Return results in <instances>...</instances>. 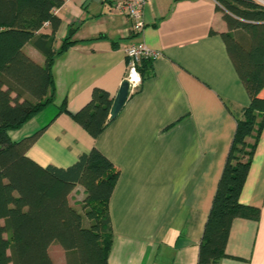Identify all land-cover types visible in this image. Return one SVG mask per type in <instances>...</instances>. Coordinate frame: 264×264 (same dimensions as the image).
<instances>
[{
	"label": "crops",
	"instance_id": "crops-1",
	"mask_svg": "<svg viewBox=\"0 0 264 264\" xmlns=\"http://www.w3.org/2000/svg\"><path fill=\"white\" fill-rule=\"evenodd\" d=\"M58 52L72 27L74 40L54 67L56 99L20 130L27 138L60 114L28 156L43 167L68 168L96 148L121 174L110 200L113 245L109 264H198L200 243L223 174L242 109L250 97L222 37L229 33L216 0H149L144 29L127 38L130 23L113 14L106 0H63ZM52 33L46 24L37 37ZM143 42L161 57L150 62L141 89L94 139L72 117L94 89L114 99L127 72L126 50ZM26 54L46 63L33 43ZM87 194L77 186L69 197L78 211ZM244 205L261 208L258 222L236 219L222 264H264V130L241 194ZM54 264L67 253L54 242Z\"/></svg>",
	"mask_w": 264,
	"mask_h": 264
},
{
	"label": "trees",
	"instance_id": "trees-1",
	"mask_svg": "<svg viewBox=\"0 0 264 264\" xmlns=\"http://www.w3.org/2000/svg\"><path fill=\"white\" fill-rule=\"evenodd\" d=\"M216 1L229 27L222 37L250 105L237 119L198 264H222L234 221L258 222L262 212L242 204L240 198L264 130V6L254 0ZM63 4V0H0V264H54L49 254L54 242L66 251L67 264H109L113 245L109 204L119 168L96 148L68 168L43 167L28 156L48 126L68 113L66 103L33 135L20 141L9 135L55 102L56 58L78 43L77 28L72 27L60 50L54 49L61 26L56 10ZM46 24L51 36L36 38ZM29 43L44 54L45 65L26 54ZM149 64L144 61L139 67L143 82ZM113 100L109 92L94 89L89 103L72 117L97 139L113 122L109 118ZM79 185L87 194L81 211L69 201Z\"/></svg>",
	"mask_w": 264,
	"mask_h": 264
},
{
	"label": "built area",
	"instance_id": "built-area-1",
	"mask_svg": "<svg viewBox=\"0 0 264 264\" xmlns=\"http://www.w3.org/2000/svg\"><path fill=\"white\" fill-rule=\"evenodd\" d=\"M110 5L113 14L124 17L130 23L127 30V38L143 32V12L149 0H106ZM127 72L125 81L129 83L130 95L138 92L143 85V77L139 67L144 61L153 62L161 57L159 52L150 49L145 43L138 42L131 44L126 52Z\"/></svg>",
	"mask_w": 264,
	"mask_h": 264
},
{
	"label": "water",
	"instance_id": "water-1",
	"mask_svg": "<svg viewBox=\"0 0 264 264\" xmlns=\"http://www.w3.org/2000/svg\"><path fill=\"white\" fill-rule=\"evenodd\" d=\"M130 97V86L128 82H124L113 100V104L110 110V120L114 121L124 109L128 99Z\"/></svg>",
	"mask_w": 264,
	"mask_h": 264
},
{
	"label": "rangeland",
	"instance_id": "rangeland-1",
	"mask_svg": "<svg viewBox=\"0 0 264 264\" xmlns=\"http://www.w3.org/2000/svg\"><path fill=\"white\" fill-rule=\"evenodd\" d=\"M254 1L264 6V4H263L264 2L262 0H258V1L263 2V3H260L257 0H254Z\"/></svg>",
	"mask_w": 264,
	"mask_h": 264
},
{
	"label": "bare ground",
	"instance_id": "bare-ground-1",
	"mask_svg": "<svg viewBox=\"0 0 264 264\" xmlns=\"http://www.w3.org/2000/svg\"><path fill=\"white\" fill-rule=\"evenodd\" d=\"M258 1V0H257ZM260 2V1H259Z\"/></svg>",
	"mask_w": 264,
	"mask_h": 264
}]
</instances>
